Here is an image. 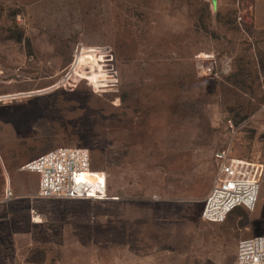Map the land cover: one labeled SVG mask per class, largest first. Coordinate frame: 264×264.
Returning a JSON list of instances; mask_svg holds the SVG:
<instances>
[{
	"label": "rangeland",
	"instance_id": "374dc122",
	"mask_svg": "<svg viewBox=\"0 0 264 264\" xmlns=\"http://www.w3.org/2000/svg\"><path fill=\"white\" fill-rule=\"evenodd\" d=\"M263 7L0 0V98L58 86L0 102V264H233L238 240L264 235ZM77 146L110 199L36 198L37 175L19 167ZM220 149L263 165L260 191L253 210L207 223Z\"/></svg>",
	"mask_w": 264,
	"mask_h": 264
},
{
	"label": "built area",
	"instance_id": "2783aa9c",
	"mask_svg": "<svg viewBox=\"0 0 264 264\" xmlns=\"http://www.w3.org/2000/svg\"><path fill=\"white\" fill-rule=\"evenodd\" d=\"M204 57L201 55L196 57L197 71L206 76L217 77L214 57ZM203 59H209L208 63L203 64ZM214 160L216 173L203 200L200 219L207 223H221L237 208L253 210L260 191L263 165L237 157L229 149L218 150L214 154ZM18 171L37 175L35 197L38 199L62 198L80 201L110 199L107 196V176L104 171L91 167L90 153L84 147L51 149L25 162ZM12 198L13 193L7 178L3 202L7 203ZM233 264H264V235L238 240Z\"/></svg>",
	"mask_w": 264,
	"mask_h": 264
},
{
	"label": "bare ground",
	"instance_id": "6f19581e",
	"mask_svg": "<svg viewBox=\"0 0 264 264\" xmlns=\"http://www.w3.org/2000/svg\"><path fill=\"white\" fill-rule=\"evenodd\" d=\"M84 49H89V48H85V47H80V48H78V50H77V52H79V54L84 50ZM100 53H102V52H100ZM100 53H95V55H99ZM78 54V55H79ZM96 57V56H95ZM75 61V60H74ZM101 60H98V62L97 63H99ZM74 63V62H73ZM83 65H85V64H82L81 65V67L83 66ZM100 67V66H99ZM88 68V67H87ZM81 69V68H80ZM79 69V70H80ZM70 70H71V68H70ZM70 70H69V72H68V74H67V76H65L64 78H62V80L63 79H66L65 81H64V83H62L61 84V86L63 85V84H65V83H67L68 81H69V79H71L72 77H73V75H74V73L70 76ZM79 70H76L77 72L79 71ZM101 70V69H100ZM75 71V72H76ZM81 71H82V69H81ZM88 71H89V68H88ZM88 71H86V74H88L87 72ZM102 72V71H101ZM83 73H85V72H83ZM86 74H82L81 75V78L82 79H84V80H87L89 77H88V75H86ZM107 77H108V79L105 81V83H111V82H114V80H110V77L108 76V75H106ZM68 79V80H67ZM88 81V80H87ZM105 83H103V84H105ZM54 87H58V86H56V84L55 85H53ZM52 86V87H53ZM101 86H97V88H100Z\"/></svg>",
	"mask_w": 264,
	"mask_h": 264
},
{
	"label": "water",
	"instance_id": "95a60500",
	"mask_svg": "<svg viewBox=\"0 0 264 264\" xmlns=\"http://www.w3.org/2000/svg\"><path fill=\"white\" fill-rule=\"evenodd\" d=\"M54 88H52V87H50V88H47V89H43V90H38V91H35V92H27V93H19L18 95H15V96H6V97H3L2 99H0V102L1 101H3V100H8V99H10V100H14V99H16V98H18V97H24V96H30V97H32V96H36V95H42V94H45V93H47V92H49V91H52Z\"/></svg>",
	"mask_w": 264,
	"mask_h": 264
},
{
	"label": "crops",
	"instance_id": "0c3cea01",
	"mask_svg": "<svg viewBox=\"0 0 264 264\" xmlns=\"http://www.w3.org/2000/svg\"><path fill=\"white\" fill-rule=\"evenodd\" d=\"M257 8L259 9L258 5H257ZM260 8H261V7H260ZM262 9H264V7H263ZM257 26H264V25H262V24H258ZM30 156H32V154H29V156H26V157L23 159V161L27 160Z\"/></svg>",
	"mask_w": 264,
	"mask_h": 264
}]
</instances>
